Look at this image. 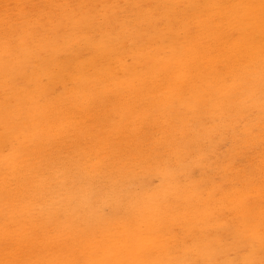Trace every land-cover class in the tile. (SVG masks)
I'll list each match as a JSON object with an SVG mask.
<instances>
[{"label":"rangeland","instance_id":"1","mask_svg":"<svg viewBox=\"0 0 264 264\" xmlns=\"http://www.w3.org/2000/svg\"><path fill=\"white\" fill-rule=\"evenodd\" d=\"M18 1L20 2L19 4ZM22 1L24 0L0 1V25L4 28L0 27V35L2 34L0 40L3 39L0 41V50L5 49L9 54L6 53V55L11 57L12 54H14V51L18 50L19 46L20 48L25 49L21 39L26 37L28 33L36 31L30 36L33 38L34 35L41 30L42 20L46 21L47 15H50V13L54 14V12L61 10L62 13L61 11L55 13L61 16V21L63 20L62 18H64V20L68 18L73 20L75 18L71 16L78 14L76 16L77 19L79 17L80 19L85 18L84 20H86L87 23L89 22L88 24L93 28L98 27L93 24L99 17L97 19V24H106L105 26H108V28L113 31L108 33L110 30L104 27V29H100V31L102 32V30L104 31L106 29L104 31L106 34L101 33V35L104 34L101 36L99 32L97 36L96 33L99 29L90 30V32H92L90 34H92V36L94 34L93 37H95V40L92 41L91 44L86 45V42L84 41L86 38L83 37V40H79L80 42L76 40L78 43L75 40L70 39L69 42L75 41V43L73 44L70 42L68 45L69 47L73 44L74 46L72 45V49H74L77 45L78 47H76V49L80 52L82 51L81 49L85 48V50L87 49L85 53L89 52L88 54L91 55L90 53H92V49L99 45V42L102 43L104 40L106 42L109 41L107 42L108 44L105 43V41L103 44H105L106 47L110 44L107 48L111 47L113 52L110 48L108 49V53H105H112L110 56H113V58L116 57V60H112L113 63L112 61L105 62L102 69L104 71L101 70L99 73L97 71L99 76L103 75L100 79L95 74L94 80L93 77L89 79L83 77V81H86L85 83L81 80L82 78L77 79V82L79 80L78 84H76V80L64 82L62 79L58 78L59 75L56 74L54 67H49L44 73H41L43 69H39L35 81L32 83L28 82L25 89L28 88L30 93L23 89V91L21 90L23 94L20 91L22 95H20V93L15 95L11 93L13 95H8L6 97L5 93L0 91V95L4 96H2V99L5 97L8 99V104L10 103L12 96L22 99L20 100L18 98L19 100H14V97H12L13 100L11 99V101L15 102L12 105L16 106L12 107V105L9 104V107L5 108V111L0 106L1 111H4H2L4 116H1L2 113H0V128H7L5 131L4 128L3 130L0 129V137L2 138H0V257H2V255L4 257L0 259L2 261L0 264H97L96 262L98 261H100V264H133L134 262H136L134 264H176L179 261V264H183L182 261H184V264H264V49H259L260 44L257 42L258 37L260 39L262 38V41H264V30L257 29L258 24H253L254 19L246 18L243 23H238L237 18L221 12H219L221 16L215 15L213 19L210 14L212 10L208 9L210 6V0H203L200 3L197 2L198 0H195V3H197L200 8L196 6L194 9H192V5L195 4L193 2L194 0H182L183 2L181 0H173L175 3L170 2L171 0H168L167 2L152 0L153 3L151 0H145L146 2L143 0L144 3L135 0L136 4L134 0H117L119 1L117 2L118 4L106 0L107 2H110V4L113 3L114 6H116L115 9H112L111 5H109V3L106 4V1L103 2V0H98L97 2L96 0H87L90 2L88 5H84V3L86 4V1L82 2L79 6L76 3L77 0H68L69 3H67V1V4L63 3L64 5L62 6V3H59L58 0H28L29 2L25 0V3ZM98 2L102 4L98 6ZM124 2L125 4H122ZM137 2L140 6L141 3L143 4L140 8L141 10L138 8L140 6ZM155 2L158 3L156 7L153 5ZM91 3L92 5H95L96 8L91 6ZM168 3L170 7L169 5H165ZM180 3L182 5H180ZM23 4L29 5L22 6ZM132 4H135L136 7ZM145 4H150L149 6L152 7L153 10L156 8L157 11H159L160 8L161 10L163 8V12L165 14L167 12L169 15H163L164 18L161 16L164 20L169 19V17L172 19L174 16V19H176L164 21L161 20L160 16L156 15L157 18L152 19L156 11L153 13L151 11L152 9H149L150 7L147 8V5ZM161 4H164V7L168 6L170 11L174 12V10H176L177 12H174V16H171L172 12L169 13L170 11L167 9L168 7L165 8V12L164 7ZM202 4L204 7H202ZM106 5L108 6L106 7ZM131 5L132 7H129ZM144 5L145 7H143ZM28 6L30 10L34 9L33 11L31 10L33 13H29L28 11L26 13H32L31 17L30 15H26L24 12L25 10H23V7L24 9L27 7L26 9H28ZM31 6L34 8H30ZM74 6H76V8H74ZM80 6H82V8L85 7L84 10H81L82 8ZM120 6H124V8L127 7L130 10L126 9L124 11V8ZM59 7L60 9H58ZM90 7H92V9L94 8L92 10L94 13L91 11ZM133 7L139 15H136L134 10H132V12L134 11L135 14L131 12V9H134ZM172 7H177V9H173ZM55 8L58 10L56 11ZM73 8L75 10H71ZM142 8H146L144 10H147V12L143 11ZM43 10L45 11L43 12ZM96 10L101 12L99 13ZM105 10L107 13H105ZM188 10L193 13L190 11L188 12ZM19 11L26 15V17L22 14L19 16ZM48 11L51 12L49 13ZM128 12H131L132 14L130 13L131 15H129ZM144 12L145 14L149 12L147 14L149 15L147 17V24L142 20L147 16L143 15ZM159 12L163 13L162 11ZM159 12L158 14L156 12V14H161ZM182 12H184V14ZM196 12L199 14L196 16L198 19H195L194 17ZM89 13H91V16ZM101 14L104 15L102 16ZM176 14L179 16L182 15L183 17L180 16L178 18V15L176 16ZM185 14H189L188 19L185 17ZM11 15H13V17H10ZM93 15L96 16V18ZM134 15L139 17L135 18ZM191 15L193 16L191 17ZM259 15L262 17V20H264V12L259 13ZM22 16L28 20V23H26L24 20L25 18L23 19ZM87 16L89 18H87ZM108 16L111 17L108 18ZM19 17L22 19H19ZM15 18L18 20H13ZM41 18L43 19L39 20ZM92 18L95 20L92 21ZM139 18L143 23L145 22L144 25L140 23L141 21ZM149 18L152 21L149 22ZM159 18L160 20H158ZM117 19L122 21L119 22ZM136 19L138 21H136ZM182 19L184 21L189 20L188 22L190 23L187 25H191L184 27L185 24L182 25ZM213 20L217 21L214 22ZM256 20L257 19L255 18V21ZM170 21L173 23V27ZM174 21L181 23L179 25L176 22L174 23ZM194 21L199 31L195 25L192 26ZM213 22L215 23V26ZM45 23L46 22L43 24ZM151 23L153 31L157 28V31H154L153 33L151 30L152 28L149 25ZM113 25L119 27L121 25V28L117 27V31L116 27ZM158 25L164 26L159 27ZM200 25L204 26V28ZM141 26L144 30L147 29V32H141L140 29L142 28H138ZM113 27L114 29H112ZM161 27H166L167 29L161 33ZM192 27H194V29ZM148 28L150 29L148 30ZM163 28H161V30H163ZM124 29H126V31ZM253 29L255 32H253ZM131 30L133 32H130ZM171 30H175V32ZM138 31L140 32L141 39L139 36H136L137 38L135 37V34H138ZM182 31L184 32L182 33ZM191 31L193 33H189ZM21 32L23 33V37ZM61 32L62 31L60 30L59 34H61ZM85 32L86 31L83 30L80 35L82 36ZM168 32L171 37H176L171 38L168 34V36L165 35ZM144 33L147 34L145 35ZM156 33L159 34L155 35ZM86 34H89V31ZM116 34V39H114ZM118 34L123 35L119 37ZM11 35H13L12 37L14 38L11 37V39H8ZM106 35L108 36L107 38ZM153 35H155L156 38ZM187 35L194 36L195 38H191L190 36V38H187ZM133 36L136 39H134L136 41L134 42H139L140 45L137 43L136 46L128 41L131 38L133 39ZM142 36L147 37V40L152 38L150 39V43L156 44H150L145 40L146 38L143 37V39ZM157 37L160 39L158 40L159 49ZM168 37H170V41ZM15 38L20 40L16 41ZM108 38L109 40H106ZM118 38L120 39L118 40ZM124 38H126V40ZM191 39L194 41L192 43H195V49L194 47H191L193 46V44L191 45L190 43ZM124 40L127 41L125 42L127 43L126 45H130V47L131 45H134V47L132 46L130 48V50L133 51L132 53L129 51V54L122 52L121 48ZM117 41H119L118 44ZM9 42L12 44H9ZM38 42L39 40L37 41V45L39 44ZM170 42L172 43L170 44ZM206 42L208 45L205 46ZM160 43H162V46ZM223 43H225V45H223ZM84 44L86 47H84ZM144 45H148L147 49L149 47L150 49L146 51V46L144 47ZM181 45L182 47H179ZM120 46L121 48L119 49ZM140 46H143L145 50H142ZM183 46L185 47L183 48ZM218 47H221V50H219L220 48ZM88 48L90 49L88 50ZM160 48H163V50H161L163 53H161ZM149 50L151 51L149 52ZM177 50L179 52H175ZM164 51L167 53H164ZM151 52L154 53L152 54ZM105 53L103 55H106ZM122 53L125 55L122 56ZM147 54H149V57ZM161 54L167 55L163 57L164 55L162 56ZM157 55L160 61L157 59ZM177 55H179V58ZM110 56L106 58H110ZM238 56L241 58H238ZM119 57H121V60L117 62V58L119 60ZM127 57H129V60L126 59ZM122 58L126 60L121 62L123 60ZM152 58L153 60L151 61ZM174 58H176V60H174ZM108 63L112 66L114 73L113 71H110L112 69L109 68L111 66ZM117 63L119 64L117 65ZM121 63L124 66H120ZM127 63L130 64L127 65ZM116 65L117 68L121 70H116L114 67ZM155 70L157 71L155 72ZM190 70L193 71L190 73ZM126 72L127 75H124ZM39 73L41 75H39ZM43 74L45 77L41 78ZM47 74H50V76ZM112 75H114V81H110V76L112 77ZM127 78H129V80ZM37 79L39 80L37 81ZM42 79H44V81H42ZM56 80L57 82L60 80L59 82H62L65 85L64 88L63 85H61L62 83H59L62 88L56 90L57 86L60 87L59 84L55 83ZM95 80L96 82H94ZM88 81H90L89 85L91 87L87 86ZM153 81L155 83H153ZM163 81H165V84ZM172 81L173 83H171ZM71 82L75 84L73 85ZM44 83L49 84L46 86ZM104 83H106L107 86ZM116 83L120 84L118 85ZM19 84L25 86L24 82H19ZM38 84H40V88H38ZM54 84H57V86H54ZM97 84L100 86H97ZM115 84L116 86L118 85V87H116ZM41 85L46 89L43 90ZM123 85L126 86V89ZM133 85L135 86L133 87ZM173 86L174 88H172ZM33 87L34 89H32ZM104 87L107 88L105 89ZM127 89H129L130 92H128ZM31 90L33 91L31 92ZM122 90L126 94H123L124 92ZM138 90L141 91L139 92ZM155 90L158 91L155 92ZM159 90L161 91L159 92ZM34 91L36 93H34ZM53 91L54 94L52 95ZM97 91L100 92L97 93ZM135 91L140 94L135 93ZM117 92L121 93L118 95ZM32 93L33 95L35 94V96H38L34 97ZM114 93L117 96L113 95ZM98 94L99 98L95 97L98 96ZM122 94L123 98L120 96ZM24 95H27V97L29 96L28 100H30V103ZM30 95L34 98L32 96L30 97ZM133 96H135V98H133ZM89 97L93 100H87L88 102H86L87 98L90 99ZM101 97H104L105 99L103 98V100H101ZM127 97H129V100ZM97 100H99L100 103ZM93 101L94 103L97 101L98 104L96 103L97 105H94L92 103ZM125 101L127 104H125ZM148 101L149 103H147ZM37 104L40 105V107H38ZM54 105L57 107L55 106L54 108ZM129 105L131 108H129ZM234 105L236 108L233 107ZM42 106H44V108ZM74 106L77 107L74 108ZM156 106L162 107H158L157 110ZM181 106L184 108H181ZM79 107L80 109H78ZM185 107H187V109ZM214 108L217 109L214 110ZM6 109L9 110L7 111ZM13 109L15 110L13 111ZM51 109L53 111H50ZM188 109L191 110L188 111ZM173 111L176 114H174ZM12 112L15 115L12 114ZM5 113L8 116H6ZM19 113H22V118L25 117L28 121L26 122L25 118L24 121L21 120V118L18 117L20 116ZM56 113L58 114L56 115ZM66 114L67 116H64ZM193 114L194 116H192ZM158 115H161L160 118ZM189 115L191 116L189 117ZM40 116L43 117L41 118ZM93 116H95V119ZM30 117L32 121H34L33 125H35V127L29 125L30 123L32 124ZM90 117H93L94 120L90 119ZM36 121L39 122V124ZM52 121L53 123H51V125H54L53 127H55V129L49 126V123ZM156 122L159 123L157 124ZM258 123L259 126L257 125ZM5 124L7 126H5ZM11 125H13V130L15 131H11ZM47 127H50V129ZM33 128L35 129L33 131L36 133L32 132ZM48 130L52 131L49 132ZM3 131L4 134L2 133ZM7 131L11 133L13 132L12 135ZM38 132L39 135L37 134ZM28 137H30L29 140ZM232 139H234L235 142ZM205 140L207 141L205 142ZM34 141L37 143L35 145L38 146L36 148L35 145L32 144ZM229 142H231V144ZM239 142L240 144H238ZM251 142L252 144H250ZM253 144L255 148L253 147ZM258 144L261 145L259 146ZM252 147L254 149H252ZM32 150H34V152ZM14 153H16L17 156ZM232 153L236 155L234 156ZM208 156L209 158H207ZM230 157L232 159H230ZM249 160L251 164L249 163ZM221 162H224L225 165ZM247 165L248 167L250 165L252 166H250L251 168H248ZM230 166H232V168ZM212 172H214V176H212ZM234 172L235 174H233ZM172 173L174 174L172 175ZM217 177L220 178L217 180ZM4 178H6V180ZM165 179L168 180L167 183ZM17 180L19 181L18 184L20 183L21 185L17 184ZM163 181L165 182L163 183ZM229 181L231 183L230 185L227 184ZM224 184L225 186L223 187ZM165 189L166 191H164ZM163 196L164 198H162ZM182 197H185V200ZM135 198L137 199L135 200ZM175 199L177 201H175ZM204 199L207 202L204 201ZM71 204L73 207H70ZM170 205H173V207ZM69 207L70 210L71 208L76 209L67 212ZM134 207L135 210L133 209ZM144 209H148L149 212L146 210V212L143 211ZM152 211H154V213ZM71 212L72 214H69ZM151 212L154 215H150ZM227 214H230L231 216H228ZM126 215L128 217H126ZM176 215H179L177 216L178 219ZM129 218H131L132 221ZM166 218L168 219L166 220ZM180 219H183L184 222ZM169 220H172L171 223ZM220 223L221 225H219ZM172 224L173 227L170 228ZM216 224L219 226L217 225V227ZM189 229L190 231L192 229V231L189 232ZM260 229L261 231H259ZM195 230H197V233H195L198 234H195L196 237L193 235ZM211 230L213 232H211ZM85 232L86 234H84ZM152 232L155 233L152 234ZM99 234L104 238H102V240H104L103 242L101 237H99ZM130 234H133V236ZM88 235L90 236L88 237ZM172 236L173 238H171ZM193 237H195L194 240L192 239ZM205 238L207 240H205ZM91 239H97V241H91ZM132 239L136 240V243H134L135 241ZM168 239L171 240L169 241ZM71 240H73V243ZM99 240H101V244L103 243L102 245H104L107 240L105 246L108 245L107 247L109 248H106L105 246L99 247ZM173 241L174 243H172ZM248 242L249 244H247ZM70 243L71 246H68ZM175 243L176 245H174ZM187 243L188 245L186 246ZM104 247L108 252H105L107 250L103 249ZM175 247H177V251L174 250ZM153 252L156 253L154 254ZM179 252L181 255H185L186 253V258L185 256H181ZM77 254H79V256ZM103 254H105V257H103ZM126 254L128 257H126ZM135 254L136 256H134ZM168 254H171L170 258L168 257ZM150 256H152V258ZM67 257L70 258L68 259ZM77 258L79 260H77ZM147 259H149V261H147ZM152 259L155 260V262H153ZM7 260H11L12 262L16 260V262L12 263L9 261V263H6ZM89 260H93V262ZM109 260L112 261L110 262Z\"/></svg>","mask_w":264,"mask_h":264},{"label":"bare ground","instance_id":"2","mask_svg":"<svg viewBox=\"0 0 264 264\" xmlns=\"http://www.w3.org/2000/svg\"><path fill=\"white\" fill-rule=\"evenodd\" d=\"M1 1V0H0ZM6 1H8V0H6ZM32 1V0H31ZM59 1V3H62L61 4V6L62 5H64L63 3H65V4H67V3H69V1L68 0H58ZM68 1V2H67ZM72 1H75V0H72ZM87 0H77L76 1V3H77V5L79 6L80 4H82V2H86ZM89 1H91V0H89ZM89 1H87L86 2V4L84 3V5H88L90 2ZM92 1H94V0H92ZM98 0H96V2H97ZM106 0H103V2H105ZM121 1H123V0H121ZM128 1V0H127ZM137 1H141L142 3H144V2H146L145 0H144V2H143V0H137ZM152 1V0H151ZM150 1V2H151ZM158 1H168V0H158ZM182 1V0H181ZM192 1V0H191ZM201 1H203V0H198L197 2L198 3H200ZM15 2V1H14ZM23 3H25V0L24 1H22ZM27 2H29L28 0H27ZM67 2V3H66ZM71 2V1H70ZM102 2V1H101ZM110 2H114V3H117V2H119V1H117V0H110ZM110 2H105L106 4H108L109 3V5H111V7H112V9L114 8H116V6H114V4L112 3V4H110ZM126 2V1H125ZM125 2L124 3H122V4H125ZM134 2H135V4H136V1L134 0ZM140 2V3H141ZM170 2H174L175 3V1H173V0H171ZM183 2V1H182ZM194 3H195V0L193 1ZM207 2V1H206ZM20 2L18 1V4H19ZM47 3V2H46ZM45 3V4H46ZM57 3V2H56ZM121 3V2H120ZM129 3V2H128ZM138 3V2H137ZM141 3V6L143 5ZM152 3H153V1H152ZM152 3H151V5H152ZM156 3V2H155ZM153 4L155 7H156V5H158V3H156V4ZM10 4V3H9ZM8 4V5H9ZM30 4V3H29ZM29 4H25V5H29ZM100 4H102V3H99L98 2V6L100 5ZM118 4V3H117ZM127 4V3H126ZM135 4H132L133 6L135 5ZM186 4V3H185ZM24 4L22 5V6H25ZM44 5V4H43ZM43 5H42V7H43ZM91 6H94L95 8H96V6L95 5H92V3L90 4ZM132 5L131 6H129V7H132ZM138 5H139V3H138ZM145 5H147V4H145ZM145 5L143 6V7H145ZM150 5V4H149ZM149 5H147L146 7L147 8H149L150 6ZM153 5H152V7H153ZM160 5V4H159ZM161 5H163V7H164V4H161ZM165 5H169V3L168 4H165ZM180 5H182L181 3H180ZM187 5V4H186ZM199 5H201V4H199ZM209 7H208V9L209 10H212L211 12H210V14L212 15L211 16V18H213L215 15H220L219 14V12H221V13H227V14H229L231 17H235V18H237V20H238V23H243L245 20H246V18L248 19V18H250V19H254L253 21V24H258L257 25V29H263L264 30V20H262V17L259 15V13H261V12H264V0H210L209 1ZM6 6H7V4H6ZM5 6V7H6ZM34 6V5H33ZM51 6H53V5H51ZM56 6V5H55ZM67 6V5H66ZM72 6V5H71ZM97 6V7H98ZM108 5H106V7H107ZM140 6V5H139ZM141 6L140 7H138L139 9L141 8ZM199 7L200 8V6H198V4L197 3H195V4H193L192 5V9H194L195 7ZM11 7V6H10ZM50 7V6H49ZM65 7V6H64ZM81 8H82V6H80ZM120 7H122V6H120ZM135 7H136V5H135ZM152 7H150L149 9H152ZM160 7H162V6H160ZM166 7H168V6H166ZM166 7H164V11H165V8ZM169 7H170V5H169ZM169 7L167 8L168 10H169ZM181 7V6H180ZM188 7V6H187ZM202 7H204L203 6V4H202ZM27 8V7H26ZM24 9V7H23V10H25L24 12H25V14L27 13V11L30 13V12H32L30 9H29V6H28V9ZM30 8H34V7H30ZM35 8H36V6H35ZM74 8H76V6H74ZM71 9V10H75V9ZM80 8V9H81ZM85 8V7H84ZM84 8H82L81 10H84ZM91 8V11L94 9H92V7H90ZM122 8H124V6L122 7ZM134 8V7H133ZM138 8H137V10H138ZM158 8V7H157ZM173 8V7H172ZM175 9H177V7H174ZM173 8V9H174ZM179 8V7H178ZM206 8V7H205ZM16 9V8H15ZM49 9V8H48ZM58 9H60V7L58 8ZM57 9V10H58ZM87 9V8H86ZM104 9V8H103ZM108 9H109V7H108ZM111 9V8H110ZM126 9H128L127 7L126 8H124V11L126 10ZM144 9H146V8H144ZM143 8H142V10L143 11H146L147 12V10H144ZM149 9H148V11H149ZM3 10V9H2ZM11 10H13V9H11ZM22 10V9H21ZM50 10H54V9H50ZM55 10H56V8H55ZM56 10V11H57ZM70 10V11H71ZM90 10V9H89ZM106 10H107V8H106ZM106 10H105V13H107L108 12V10H107V12H106ZM128 10H130V9H128ZM132 10H134L135 11V13H136V15L138 14V12L136 11V9L134 8V9H131V12H132ZM141 10V9H140ZM206 10V9H205ZM4 11V10H3ZM45 10H43V12H44ZM58 11H61V10H58ZM57 11V12H58ZM88 11V10H87ZM90 11V12H91ZM96 11H98V10H96ZM113 11V10H112ZM117 11V10H116ZM134 11L132 12L133 14H135L134 13ZM142 11V12H143ZM153 13L156 11L157 12V14H158V12L159 11H162L163 12V8H162V10H161V8L159 9V11H157V9L156 8H154V10L152 9L151 10ZM170 11V10H169ZM190 10H188V12H189ZM195 11H197V10H195ZM202 11V10H201ZM2 12V11H1ZM20 12V11H19ZM37 12V11H36ZM42 12V11H41ZM46 12H47V10H46ZM45 12V13H46ZM49 12V11H48ZM51 12V11H50ZM49 12V13H50ZM53 12V11H52ZM57 12H54V14L53 13H50V15H47L46 16V21L45 20H42L43 18H41V19H39V20H42L43 22L41 23V25H42V28H41V30H39L38 28H39V26H41V25H39L38 26V28H36L37 30H39V32L38 33H36L35 35H34V37L33 38H31L30 36H32L33 35V33H35V32H30V33H28V35L26 36V37H24L23 39H21V42H23V44H24V46H25V49H23V48H20V46H19V48H18V50H16V51H14V54H12V56L10 57V56H8L9 54L7 53V51H5V49L4 50H0V91L2 92V93H5V95H6V97L8 96V95H15V94H19L20 93V95H22L23 94V89H25V87L28 85V82H34L35 81V78H36V76H37V73H38V71H39V69L40 70H42L43 69V71H41V73H44V72H46L48 69H49V67H54V69H55V71H56V74H58L59 75V79H62V81H64V82H70L71 80H76V82H77V79H81L82 81L84 80L83 79V77L84 78H86V79H89V78H91V77H93V80H94V76H95V74L99 77V79H100V77H103V75L102 76H99V72L103 69V66H104V63L105 62H107V61H112V60H116V57L115 58H113V56H110L112 53H110V54H106L105 52H107L108 53V49H110V48H107L108 46H110V44L109 45H107V47H106V45L105 44H103V42L105 41H103L102 43L101 42H99L98 44L99 45H97V46H95L92 50V53H90L91 55H89L88 53L89 52H87V53H85L86 52V50H85V48L84 49H81L82 51L80 52L78 49H76V47H78L77 45H76V47L74 48V49H72V45L75 43V41L76 40H83L82 38L83 37H85L86 39L84 40L85 42H86V45L87 44H91V42L92 41H94L95 40V37H93L94 36V34H93V36H92V34H90V33H92V32H90V30H93V29H99L98 31H97V36H98V33L100 32V35H101V33H105L104 31L108 28V26H105L106 24H104V25H100V24H97V19L99 18H97L96 20L95 19H93L92 18V21H94L95 20V23L93 24V23H91V24H93L94 26L95 25H97L98 27H91V25H89L88 23H87V21L86 20H84L83 18V20L82 19H80V17L77 19V15L78 14H76L75 16H71V17H73V18H75V19H73V20H70L69 18L68 19H65L64 20V18H62L63 20L61 21V16L60 15H57V14H55V13H57ZM93 12V11H92ZM99 12V11H98ZM101 12V11H100ZM99 12V13H100ZM130 12V13H131ZM140 12V11H139ZM156 12H155V14L153 15V18L152 19H154V18H157L156 16H162L163 18H164V16L163 15H166L167 14V16H169L168 15V13L166 12V14L163 12V13H161V12H159V13H161V14H159V15H157L156 14ZM173 14H172V13ZM174 12L176 13L177 11L176 10H174ZM174 12L173 11H170L169 13H171V16L173 15L174 16ZM191 13H193L192 11H190ZM203 12H204V10H203ZM26 14V15H30V17L32 16V13L31 14ZM45 13H43V14H45ZM61 13H62V11H61ZM68 13V12H67ZM76 13V12H75ZM83 13V12H82ZM81 13V14H82ZM94 13V12H93ZM126 13V12H125ZM129 13V12H128ZM129 13V15H131ZM149 13V12H148ZM147 13V14H148ZM151 13V12H150ZM183 14H184V12H182ZM190 13V14H191ZM206 13V12H205ZM209 13V12H208ZM3 14V13H2ZM8 14H11V13H8ZM8 14H6V15H8ZM21 14L23 15V16H25L26 17V15H24L23 13H21L20 12V14H19V16H21ZM47 14V13H46ZM51 14H53V15H51ZM91 13H89V15H90ZM119 14V13H118ZM147 14H145V12L143 13V15L145 16V15H147ZM197 12L194 14L195 16V19H198V18H196V16H198L199 14H197ZM207 14V13H206ZM42 15V14H41ZM54 15H56V16H54ZM96 15V14H95ZM98 15V14H97ZM102 16L104 15V14H101ZM127 15V14H126ZM136 15H134V17L135 18H138ZM139 15V14H138ZM142 15V16H143ZM156 15V16H155ZM178 14H176V16H177ZM186 16V18L188 19V15L187 14H185ZM202 15V14H201ZM201 15H200V17H201ZM17 16H18V12H17ZM23 16H22V18H23ZM80 16V15H79ZM91 16V15H90ZM94 16V15H93ZM122 16V15H121ZM141 16V17H142ZM143 16V17H144ZM149 15H147L145 18H143L142 20H144L145 22H146V24L148 23V19H147V17H148ZM151 16V15H150ZM155 16V17H154ZM180 16H182V15H180ZM179 15L177 16L178 18L180 17ZM193 15H191V17H192ZM221 16V15H220ZM10 17H13V15H11ZM24 17V18H25ZM29 17V18H30ZM33 17H34V15H33ZM40 17V16H39ZM38 17V18H39ZM41 17H43V16H41ZM95 18H96V16H94ZM109 17H111V16H108V18ZM123 17V16H122ZM152 17V16H151ZM150 17V18H151ZM161 17V20H164L163 18ZM175 17V16H174ZM174 17H172V19H170L171 17H169V19L170 20H173L174 19ZM183 17V16H182ZM184 17V18H185ZM5 18V17H4ZM21 17H19V19H22ZM23 18V19H24ZM28 18V19H29ZM35 18V17H34ZM45 18V17H44ZM87 18H89L88 16H87ZM113 18V17H112ZM117 18V17H116ZM121 18V17H120ZM149 18V19H150ZM178 18H177V20H178ZM183 18V19H184ZM186 18H185V20H186ZM202 18H204V17H202ZM206 18V17H205ZM217 18V17H216ZM220 18V17H219ZM255 18L257 19L256 21H255ZM7 19V18H6ZM9 19V18H8ZM37 19V18H36ZM107 19V18H106ZM118 19H119V17H118ZM117 19V20H118ZM169 19H166L167 21H169ZM176 19V18H175ZM174 19V20H175ZM182 19V25L183 24H185V26L184 27H188L189 25H191V24H189V25H187L188 23H190V22H188V21H184ZM192 19V18H191ZM195 19H193V20H195ZM214 19V18H213ZM11 20V19H10ZM13 20H18V19H13ZM25 21H26V23H28L27 21V19L25 18L24 19ZM33 20V19H32ZM31 20V21H32ZM38 20V21H39ZM113 20V19H112ZM116 20V21H117ZM139 20H140V18H139ZM142 20H140L141 22V24H143L144 25V23L142 22ZM157 20V19H156ZM158 20H160V18L158 19ZM166 20H164V21H166ZM181 20V19H180ZM210 20V19H209ZM21 21V20H20ZM23 21V20H22ZM104 21V20H103ZM115 21V20H114ZM113 21V22H114ZM119 21V20H118ZM122 20H120L119 22H121ZM136 21H138L137 19H136ZM150 21H152L151 19L149 20V22ZM191 21V20H190ZM214 22L215 21H217V20H213ZM5 22V21H4ZM7 22V21H6ZM44 22H46L45 24H43ZM107 22V21H106ZM132 22H134V21H132ZM131 22V23H132ZM171 22V21H170ZM176 21H174V23H175ZM187 22V23H186ZM213 22V24H214V26H215V23ZM21 23V22H20ZM25 23V22H24ZM23 23V24H24ZM110 23H111V21H110ZM109 23V24H110ZM140 23H139V25H140ZM158 23V22H157ZM177 24H179L180 25V23L181 22H176ZM194 23V24H193ZM192 23V26H196L197 27V25H196V23H195V21ZM199 23V22H198ZM36 24V23H35ZM158 24H160V23H158ZM170 24V23H169ZM171 24H172V27H173V23L171 22ZM200 24V23H199ZM14 25V24H13ZM20 25V24H19ZM121 25H123V24H121ZM121 25H120V27L119 26H116V25H113L114 27H116V29H117V31H118V28H121ZM125 25V24H124ZM150 26L152 25V23L151 24H149ZM157 25V24H156ZM176 25V24H175ZM202 25V24H201ZM200 25V26H201ZM128 26V25H127ZM127 26H126V28H127ZM134 26V25H133ZM145 26H148V25H145ZM155 26V25H154ZM159 27L160 26H164V25H158ZM0 27H2V25H0ZM16 27V26H15ZM21 27V26H20ZM34 27V26H33ZM35 27H37V26H35ZM62 27V28H61ZM104 27L106 28L104 31L102 30V32L100 31V29H104ZM114 27L112 28V29H114ZM118 27V28H117ZM136 27V26H135ZM157 27V26H156ZM195 27V28H196ZM202 28H204V26H201ZM212 27V26H211ZM223 27V26H222ZM249 27V26H248ZM3 28V27H2ZM24 28V27H23ZM22 28V29H23ZM29 28V27H28ZM138 28H142V26L141 27H138ZM151 30H152V33L154 32V31H157L156 29L157 28H155V30L153 31V26H151ZM161 28H163V27H161ZM161 28H160V31H161V33H162V31H164L165 29H167L166 27H164L163 28V30H161ZM177 28V27H176ZM193 29H194V27H192ZM202 28H200V29H202ZM221 28V27H220ZM252 28V27H251ZM250 28V29H251ZM4 29V28H3ZM13 29H16V28H13ZM109 29V28H108ZM115 29V30H116ZM150 28H148V30H149ZM170 29H172V28H170ZM187 29V28H186ZM207 29V28H206ZM209 29V28H208ZM215 29V28H214ZM230 29V28H229ZM7 30V29H6ZM11 30V29H10ZM62 31L61 32V34H59V31ZM78 30V31H77ZM83 30H85L86 32L81 36L80 35V33L83 31ZM110 30V29H109ZM125 31H126V29H124ZM128 30H130V29H128ZM135 30H136V28H135ZM141 30V32H147V29H145L144 30V28H142V29H140ZM139 30V31H140ZM144 30V31H143ZM182 30V29H181ZM189 30V29H188ZM196 30V29H195ZM197 30L199 31V29H198V27H197ZM203 30H205V29H203ZM227 30V29H226ZM254 30V29H253ZM1 31V30H0ZM17 31H18V29H17ZM29 31V30H28ZM89 31V34H86L87 32ZM111 31L112 30H110V31H108V33H111ZM125 31H124V33H125ZM137 31V30H136ZM138 31V34L140 33ZM159 31V30H158ZM159 31V32H160ZM171 31H173V30H171ZM177 31H178V29H177ZM233 31V30H232ZM252 31V30H251ZM2 32H4V31H2ZM6 32V31H5ZM77 32V33H76ZM113 32V31H112ZM130 32H133L132 30L130 31ZM149 32V31H148ZM173 32H175V30L173 31ZM172 32V33H173ZM184 31H182V33H183ZM197 32V31H196ZM253 32H255V30L253 31ZM19 33V32H18ZM22 33V32H21ZM116 33V32H115ZM151 33V34H152ZM180 33H181V31H180ZM185 33L187 34V32L185 31ZM189 33H193L192 31L191 32H189ZM199 33V32H198ZM198 33H197V35H198ZM16 34V33H15ZM78 34V35H77ZM106 34V33H105ZM128 34H129V32H128ZM128 34H126V35H128ZM137 34V33H136ZM135 34V37L136 36H139V38L141 37V35L139 34H137L136 35ZM145 34V33H144ZM143 34V35H144ZM147 34V33H146ZM145 34V35H146ZM159 33H156L155 35H158ZM169 35V32L168 33H166L165 35ZM185 34V35H186ZM206 34V33H205ZM235 34V33H234ZM239 34V33H238ZM104 35V34H103ZM103 35H101V36H103ZM112 35V34H111ZM110 35V36H111ZM119 35V34H118ZM123 35V34H122ZM122 35H119V37L120 36H122ZM134 35V34H133ZM149 35V34H148ZM147 35V36H148ZM155 35H153V36H155ZM167 35V36H168ZM177 35V34H176ZM191 35H193V34H191ZM0 36H2V34L0 35ZM13 35H11V36H9L8 37V39H11V37H12ZM96 36V35H95ZM96 36V37H97ZM114 36V35H113ZM112 36V37H113ZM116 36H117V34L115 35V37H114V39H116ZM125 36V35H124ZM166 36V37H167ZM170 36V35H169ZM173 36V35H172ZM188 36V35H187ZM187 36H185V37H187ZM190 36V35H189ZM187 37V38H193L192 36H190V37ZM227 36V35H226ZM255 36V35H254ZM253 36V37H254ZM19 37V36H18ZM22 37H23V33H22ZM29 37V38H28ZM108 36L106 35V38H107ZM127 37V36H126ZM132 37V36H131ZM135 37L133 36V39L131 38L130 40H128V41H130V43L132 42V44H135L136 46H137V43H138V45H140L139 44V42H137V43H135L136 41V39H135ZM143 37H145V36H142V38ZM152 37V36H151ZM171 37V36H170ZM170 37H168L169 38V41H170ZM174 37H176V36H173V37H171V38H174ZM197 37V36H196ZM202 37V36H201ZM230 37V36H229ZM12 38H14V37H12ZM101 38H103V37H101ZM123 38V37H122ZM137 38V37H136ZM146 39L145 40H147V37H145ZM150 38V37H149ZM155 38H156V36H155ZM154 38V39H155ZM184 38V37H183ZM195 38V37H194ZM255 38V37H254ZM70 39H72V40H75V41H70V42H72L73 44L72 45H70V47L68 46L69 44H70V42H69V40ZM98 39V38H97ZM105 39V38H104ZM113 39V38H112ZM120 38H118V40H119ZM125 40H126V38H124ZM135 39V40H134ZM141 39V38H140ZM144 39V38H143ZM150 39H152V38H150ZM150 39H148L147 40V42H149L150 43ZM153 39V40H154ZM162 39V38H161ZM165 39V38H164ZM176 39V38H175ZM178 39V38H177ZM212 39V38H211ZM223 39V38H222ZM240 39V38H239ZM3 39H1L0 41H2ZM15 40L17 41V40H20V39H16L15 38ZM39 40V44L37 45V41ZM101 40V39H100ZM106 40H109V38L108 39H106ZM111 40V39H110ZM124 40V43L122 44V48H121V46L119 47V49L121 48L122 49V52L123 53H125V54H129V52H133V51H131L130 50V48L133 46L134 47V45H131V47H130V45H126L127 43H125V42H127V41H125ZM158 40H160V39H158V37H157V43H158ZM172 40V39H171ZM190 40V39H189ZM247 40V39H246ZM5 41V40H4ZM3 41V42H4ZM8 41H10V40H8ZM98 41V40H97ZM114 41V40H113ZM121 41V40H120ZM135 41V42H134ZM168 41V40H167ZM175 41V40H174ZM195 41H196V39H195ZM203 41V40H202ZM13 42H15V41H13ZM32 42V43H31ZM77 42V41H76ZM80 42V41H79ZM107 42H109V41H107ZM106 41H105V43H107ZM118 42L119 41H117V44H118ZM141 42H142V40H141ZM146 42V41H145ZM144 42V43H145ZM152 42H154V41H152ZM156 42V41H155ZM163 42H164V40H163ZM166 42V41H165ZM172 42H173V40H172ZM172 42H170V44L172 43ZM177 42V41H176ZM183 42V41H182ZM187 42V41H186ZM190 42V41H189ZM192 42H194V41H192V39H191V45L193 44V46H191V47H194L195 45V43H192ZM198 42V41H197ZM219 42H221V41H219ZM257 42L260 44V47H259V49H264V41H262V38L260 39L259 37L257 38ZM78 43V42H77ZM94 43V42H93ZM143 43V44H144ZM148 43V44H149ZM174 43V42H173ZM211 43V42H210ZM9 44H12L11 42H9ZM108 44V43H107ZM116 44V43H115ZM121 44V43H120ZM119 44V45H120ZM129 44V43H128ZM143 44H141V45H143ZM146 44V43H145ZM150 44H156V43H150ZM161 44V46H162V43H160ZM183 44V43H182ZM0 45H1V43H0ZM95 45V44H94ZM103 45H105V46H103ZM118 45V46H119ZM176 45V44H175ZM180 45V44H179ZM184 45H186V44H184ZM206 45H208V43L206 42V44H205V46ZM211 45V44H210ZM221 45V44H220ZM223 45H225V43H223ZM237 45V44H236ZM74 46V45H73ZM89 46V45H88ZM112 46V45H111ZM114 46V45H113ZM146 45H144V47H145ZM148 46V45H147ZM147 46H146V51L148 50V49H150V47L147 49ZM151 46V45H150ZM154 46V45H153ZM160 46V47H161ZM187 46V45H186ZM227 46V45H226ZM2 47V46H1ZM4 47V46H3ZM84 47H86L85 46V44H84ZM116 47V46H115ZM114 47V48H115ZM139 47V46H138ZM141 47V46H140ZM143 47V46H142ZM141 47V49L142 50H145L144 49V47L142 48ZM165 47V46H164ZM163 47V48H164ZM167 47H169V46H167ZM179 47H182V45L181 46H179ZM185 46H183V48H184ZM204 47V46H203ZM29 48H31V49H29ZM79 48H81V47H79ZM117 48V47H116ZM163 48H160V51L161 50H163ZM187 48V47H186ZM218 48H220L219 50H221V47H218ZM3 49V48H2ZM16 49H17V47H16ZM90 48H88V50H89ZM138 49V48H137ZM154 49V48H153ZM158 49H159V43H158ZM176 49V48H175ZM188 49V48H187ZM194 49H195V47H194ZM201 49V48H200ZM200 49H199V51H200ZM213 49H214V47H213ZM15 50V49H14ZM105 50H107V51H105ZM110 50H112V52H113V49L111 48ZM117 50V49H116ZM115 50V51H116ZM134 50V49H133ZM167 50V49H166ZM172 50V49H171ZM170 50V51H171ZM203 50V49H202ZM243 50V49H242ZM248 50V49H247ZM9 51V50H8ZM12 51H13V49H12ZM129 51V52H128ZM138 51V50H137ZM140 51V50H139ZM151 50H149V52H150ZM153 51V50H152ZM182 51V50H181ZM254 51V50H253ZM83 52V53H82ZM110 52V51H109ZM136 52V51H135ZM172 52V51H171ZM171 52H169V53H171ZM175 52H179L178 50L177 51H175ZM213 52V51H212ZM6 53L8 54V55H6ZM10 53V52H9ZM106 54V55H108V56H106V55H103V54ZM120 53V52H119ZM122 53V54H123ZM130 53V54H131ZM152 53V52H151ZM154 53V52H153ZM152 53V54H153ZM161 53H163L162 51H161ZM164 53H167V52H165L164 51ZM168 53V54H169ZM247 53V52H246ZM249 53V52H248ZM85 54V55H84ZM115 54V53H114ZM113 54V55H114ZM125 54H123L122 56H124ZM142 54V53H141ZM176 54V53H175ZM179 54V53H178ZM204 54V53H203ZM119 55V54H118ZM134 55V54H133ZM132 55V56H133ZM140 55V54H139ZM159 55V54H158ZM158 55H157V59H158ZM162 55V54H161ZM160 55V56H161ZM164 55V54H163ZM162 55V56H163ZM165 55H167V54H165ZM165 55L163 56V57H165ZM110 56V58H106V57H109ZM115 56V55H114ZM117 56V55H116ZM120 56V55H119ZM147 56L149 57V54H147ZM174 56H176V55H174ZM173 56V57H174ZM201 56H202V54H201ZM242 56V55H241ZM144 57V56H143ZM152 57V56H151ZM155 57V56H154ZM153 57V58H154ZM172 57V58H173ZM177 57L179 58V55H177ZM187 57V56H186ZM207 57V56H206ZM245 57V56H244ZM121 57H119V60H118V58H117V62H119L121 59H120ZM153 58L151 59V61L153 60ZM168 58V57H167ZM171 58V59H172ZM182 58V57H181ZM238 58H241V57H239L238 56ZM237 58V59H238ZM123 60L121 61V62H124L126 59L127 60H129V57H127L126 59H124V58H122ZM229 59V58H228ZM232 59H234V58H232ZM159 61H160V59H158ZM174 60H176V58H174ZM208 60V59H207ZM212 60V59H211ZM226 60V59H225ZM231 60V59H230ZM139 61V60H138ZM156 61V60H155ZM205 61V60H204ZM229 61V60H228ZM126 62H128V61H126ZM109 63H111V62H109ZM108 63V64H109ZM112 63H113V61H112ZM149 63V62H148ZM151 63V62H150ZM178 63V62H177ZM107 64V65H108ZM119 63H117V65H118ZM128 64H130V63H127V65ZM110 65V64H109ZM112 65H114V64H112ZM117 65L116 66H114L115 68H116V70H121V69H119V68H117ZM121 65H123L122 63L120 64V66ZM140 65V64H139ZM206 65V64H205ZM111 66V65H110ZM120 66H118V67H120ZM124 66V65H123ZM146 66V65H145ZM135 67H136V65H135ZM220 67V66H219ZM218 67V68H219ZM107 68V67H106ZM105 68V69H106ZM109 68H111L112 70H110L111 72L113 71V73H114V70H113V68H112V66L111 67H109ZM114 68V69H115ZM137 68V67H136ZM135 68V69H136ZM141 68V67H140ZM165 69V68H164ZM168 69V68H167ZM198 69V68H197ZM240 69V68H239ZM157 70H158V67H157ZM157 70H155V72L157 71ZM160 70V69H159ZM196 70V69H195ZM97 71H98V73H97ZM102 71H104V70H102ZM109 71V70H108ZM191 71H193V70H190L189 72L191 73ZM107 72V71H106ZM106 72H104V73H106ZM116 72V71H115ZM131 72V71H130ZM187 72V71H186ZM213 72V71H212ZM255 72V71H254ZM103 73V74H104ZM123 73V72H122ZM135 73V72H134ZM102 74V73H101ZM100 74V75H101ZM145 74V73H144ZM162 74V73H161ZM39 75H41L40 73H39ZM48 75V74H47ZM124 75H127V72H126V74H124ZM137 75V74H136ZM159 75H160V73H159ZM168 75V74H167ZM48 76H50V74L48 75ZM120 76V75H119ZM174 76V75H173ZM183 76V75H182ZM45 76H44V74L41 76V78H44ZM108 77V76H107ZM138 77V76H137ZM244 78V77H243ZM254 78V77H253ZM48 79V78H47ZM98 79V78H97ZM98 79V80H99ZM110 81H114L113 79H114V75H112V77L110 76ZM128 80H129V78H127ZM131 79V78H130ZM39 79H37V81H38ZM41 80V79H40ZM70 80V81H69ZM104 80H107V79H104ZM128 80H124V81H128ZM160 80V79H159ZM36 81V82H37ZM42 81H44V79H42ZM60 80H58V82H57V80L55 81V83H57V84H59L60 82H59ZM92 81V80H91ZM100 81V80H99ZM98 81V82H99ZM118 81V80H117ZM119 81H121V80H119ZM166 81V80H165ZM165 81H163V83L165 84ZM18 82V83H17ZM19 82H24V84H25V86H22V84L20 85L19 84ZM72 82H74V81H72ZM71 82V83H72ZM78 82H79V80H78ZM78 82L76 83V84H78ZM86 82V81H85ZM84 81H83V83H85ZM89 82L90 81H88V87H91L90 85H89ZM94 82H96V80L94 81ZM104 82V81H103ZM106 82V81H105ZM122 82V81H121ZM135 82V81H134ZM179 82H180V80H179ZM198 82V81H197ZM53 83V82H52ZM51 83V84H52ZM62 83V82H61ZM60 83V84H61ZM93 83V82H92ZM107 83V82H106ZM106 83H104V84H106ZM153 83H155L154 81H153ZM171 83H173V81L171 82ZM41 84V83H40ZM40 84H38L37 86H39ZM44 84H46V83H44ZM43 84V85H44ZM49 84V83H48ZM48 84H46V86H48ZM57 84L55 85L54 84V86H57ZM59 84V85H60ZM73 84V83H72ZM72 84H70V85H72ZM75 84V83H74ZM73 84V85H74ZM95 84V83H94ZM99 84V83H98ZM97 84V86H100V85H98ZM108 84V83H107ZM107 84H106V86H107ZM110 84V83H109ZM116 84H118V83H116ZM116 84H115V86H116ZM120 84V83H119ZM118 84V85H119ZM128 84V83H127ZM131 84V83H130ZM240 84V83H239ZM43 85H41V87L43 88V90H45L44 89V86ZM61 85H63V88H64V84L62 83ZM61 85H60V87H56V90L57 89H59V88H62L61 87ZM69 85V84H68ZM72 85V86H73ZM102 85V84H101ZM118 85L116 86V87H118ZM126 85V84H125ZM125 85H123V86H125ZM157 85V84H156ZM179 85V84H178ZM177 85V86H178ZM93 86V85H92ZM121 86V85H120ZM119 86V87H120ZM130 86V85H129ZM135 85H133V87H134ZM176 86V87H177ZM70 87V86H69ZM74 87V86H73ZM95 87V86H94ZM133 87H132V89H133ZM160 87H162V86H160ZM38 88H40V86L38 87ZM37 88V89H38ZM50 88V87H49ZM51 88H53V87H51ZM95 88H97V87H95ZM105 88V87H104ZM107 88V87H106ZM105 88V89H106ZM144 88V87H143ZM159 88V87H158ZM172 88H174V86L172 87ZM181 88H184V87H181ZM250 88V87H249ZM31 89V88H30ZM29 89V90H30ZM32 89H34V87L32 88ZM35 89H36V87H35ZM66 89V88H65ZM64 89V90H65ZM74 89V88H73ZM85 89V88H84ZM88 89V88H87ZM102 89V88H101ZM115 89H118V88H115ZM125 89H126V86H125ZM129 89H131V88H129ZM129 89H127L128 90V92H130L129 91ZM131 89V90H132ZM162 89V88H161ZM192 89V88H191ZM22 90V91H21ZM28 93H30V91H28V88H26L25 89ZM40 90V89H39ZM56 90H55V92H56ZM70 90V89H69ZM154 90V89H153ZM22 92V94H21V92ZM33 90H31V92H32ZM41 91V90H40ZM52 91V90H51ZM103 91V90H102ZM116 91V90H115ZM114 91V92H115ZM123 91V90H122ZM139 91V90H138ZM141 91V90H140ZM139 91V92H140ZM156 91H158V90H155V92ZM161 90H159V92H160ZM8 92V93H7ZM98 92H100V91H97V93ZM110 92V91H109ZM124 92V91H123ZM127 92V91H126ZM139 92H136L135 91V93H139ZM170 92V91H169ZM11 93H13V94H11ZM27 93V94H28ZM34 93H36L35 91H34ZM37 93L39 94V92L37 91ZM84 93V92H83ZM95 93V92H94ZM104 93H106V92H104ZM112 93H113V91H112ZM111 93V94H112ZM116 93V92H115ZM113 94V95H115V96H117L116 94ZM118 93V92H117ZM121 92H119L118 93V95L120 94ZM252 93V92H251ZM24 94H25V92H24ZM54 94V91H53V93H52V95ZM79 94H80V92H79ZM101 94V93H100ZM107 94V93H106ZM110 94V95H111ZM123 94H126L125 92L123 93ZM123 94L122 95H120V96H122V98H123ZM128 94V93H127ZM140 94V93H139ZM162 94V93H161ZM171 94V93H170ZM169 94V95H170ZM32 95H33V93H32ZM32 95H30V97L32 96ZM41 95V94H40ZM44 95V94H43ZM51 95V94H50ZM87 95V94H86ZM96 95V94H95ZM102 95V94H101ZM175 95V94H174ZM210 95V94H209ZM1 96V95H0ZM3 96V95H2ZM2 96L0 97L1 99V101H0V106L2 107V109L5 111V108H7V107H9V104H14L15 102L13 101H11V99H12V97H14V100H16V99H18L17 97L15 98V96H12L11 97V99H10V103L8 104V99H6V97L4 98V99H2ZM10 96H9V98H10ZM16 96H19V95H16ZM24 96H26L25 98L27 99V101L30 103V100H28L29 98V96L27 97V95H24ZM23 96V97H24ZM34 97H37V96H35V94L33 95ZM32 96V97H33ZM94 96V95H93ZM125 96V95H124ZM194 96V95H193ZM4 97V96H3ZM33 97V98H34ZM41 97V96H40ZM95 97H97V98H99V94H98V96H95ZM105 97V96H104ZM104 97H101L100 99L101 100H103V98ZM130 97V96H129ZM129 97H127V99L129 98ZM149 97V96H148ZM152 97V96H151ZM176 97V96H175ZM222 97V96H221ZM22 98V97H21ZM90 98V97H89ZM125 98V97H124ZM133 98H135V96H133ZM132 98V99H133ZM140 98V97H139ZM180 98V97H179ZM244 98H245V96H244ZM252 98V97H251ZM250 98V99H251ZM20 99V98H19ZM18 99V100H19ZM99 99V100H100ZM105 99V98H104ZM171 99V98H170ZM195 99H196V97H195ZM13 100V99H12ZM20 100H22V99H20ZM87 100H93L92 98H90V99H86V102H88ZM99 100H97V101H99ZM121 100H123V99H121ZM125 100H126V98H125ZM129 100V99H128ZM131 100V99H130ZM146 100V99H145ZM154 100V99H153ZM207 100V99H206ZM26 101V102H27ZM83 101V100H82ZM95 101V100H94ZM94 101L92 102L94 105L97 103V101L94 103ZM134 101H135V99H134ZM157 101H159V100H157ZM157 101H154V102H157ZM224 101H225V99H224ZM240 101V100H239ZM12 102V103H11ZM18 102V101H17ZM25 102V103H26ZM33 102V101H32ZM78 102V101H77ZM126 102V101H125ZM162 102H164V101H162ZM244 102V101H243ZM254 102V101H253ZM23 103H24V101H23ZM29 103H27V104H29ZM46 103V102H45ZM99 103H100V101H99ZM128 103H129V101H128ZM132 103V102H131ZM147 103H149V101L147 102ZM251 103V102H250ZM98 104V103H97ZM96 104V105H97ZM125 104H127V102L125 103ZM151 104V103H150ZM154 104V103H153ZM164 104V103H163ZM168 104H170V103H168ZM177 104V103H176ZM199 104V103H198ZM220 104H221V102H220ZM240 104V103H239ZM18 105V104H17ZM35 105V104H34ZM93 105V106H94ZM166 105V104H165ZM228 105V104H227ZM15 107L16 105H12V107ZM28 106V105H27ZM37 106L38 107H40V105H38L37 104ZM51 106V105H50ZM55 106L56 105H54L53 107L55 108ZM92 106V107H93ZM125 106V105H124ZM132 106V105H131ZM153 106V105H152ZM214 106H216V105H214ZM19 107V106H18ZM43 108H44V106H42ZM52 107V108H53ZM57 107V106H56ZM77 107V106H76ZM75 106H74V108H76ZM95 107V106H94ZM135 107V106H134ZM157 107V110H158V107H160V106H156ZM162 107V106H161ZM160 107V108H161ZM189 107V106H188ZM212 107V106H211ZM232 107V106H231ZM233 107H235V105L233 106ZM51 108V107H50ZM53 108V109H54ZM127 108V107H126ZM129 108H131L130 107V105H129ZM159 108V109H160ZM180 108V107H179ZM181 108H184V107H182L181 106ZM186 109H187V107H185ZM191 109H193L192 107H190ZM236 108V107H235ZM17 109H19V108H17ZM41 109V108H40ZM48 109H49V106H48ZM57 109V108H56ZM78 109H80V107L78 108ZM174 109V108H173ZM172 109V110H173ZM175 109H177V108H175ZM191 109H188V111L189 110H191ZM215 109H217V108H214V110ZM224 109H226V108H224ZM234 109V108H233ZM232 109V110H233ZM239 109H241V108H239ZM2 110V111H3ZM7 111L9 110V109H6ZM10 110H11V108H10ZM15 109H13V111H14ZM46 110H47V108H46ZM84 110V109H83ZM89 110V109H88ZM126 110H128V109H126ZM238 110V109H237ZM2 111H1V109H0V113H2ZM3 111V112H4ZM26 111V110H25ZM33 111V110H32ZM50 111H53L52 109L50 110ZM65 111V110H64ZM132 111V110H131ZM137 111V110H136ZM175 111V110H174ZM173 111V112H174ZM187 111V110H186ZM74 112H75V109H74ZM92 112V111H91ZM139 112V111H138ZM138 112H137V114H138ZM8 113V112H7ZM41 113H42V111H41ZM54 113H55V111H54ZM62 113H63V111H62ZM73 113V112H72ZM78 113V112H77ZM119 113V112H118ZM127 113V112H126ZM130 113V112H129ZM128 113V114H129ZM132 113V112H131ZM188 113V112H187ZM215 113V112H214ZM4 113H2V115L1 116H4L3 115ZM6 114V113H5ZM12 114H14L13 112H12ZM20 114V116H18V117H20L21 118V120H23L24 121V118H22L23 116H21L22 115V113H19ZM18 114V115H19ZM53 114V113H52ZM58 113H56V115H57ZM60 114V113H59ZM90 114V113H89ZM174 114H176L175 112H174ZM188 114H190V113H188ZM187 114V115H188ZM235 114H236V112H235ZM15 115V114H14ZM13 115V116H14ZM23 115H25V114H23ZM41 115V114H40ZM130 115V114H129ZM250 115H252V114H250ZM249 115V116H250ZM6 116H8L7 114H6ZM64 116H67V114L66 115H64ZM78 116V115H77ZM156 116V115H155ZM160 116L161 115H158V117L160 118ZM184 116V115H183ZM186 116V115H185ZM191 115H189V117H190ZM192 116H194V114L192 115ZM216 116H217V114H216ZM10 117V116H9ZM18 117H17V121H18ZM28 117V116H27ZM41 117V116H40ZM39 117V118H40ZM43 117V116H42ZM41 117V118H42ZM94 117V119H95V116H93ZM93 117H90V119H93ZM241 117V116H240ZM240 117H238V118H240ZM242 117H243V115H242ZM244 117H246V116H244ZM251 117V116H250ZM3 118V117H2ZM12 118V117H11ZM16 118V117H15ZM32 118H35V117H32ZM40 118V119H41ZM149 118H152V117H149ZM156 118V117H155ZM170 118V117H169ZM172 118H174V117H172ZM252 118V117H251ZM1 119V118H0ZM14 119V118H13ZM30 119H31V117H30ZM39 119V120H40ZM52 119H53V117H52ZM59 119V118H58ZM57 119V120H58ZM89 119V120H90ZM93 119V120H94ZM175 119V118H174ZM12 120V119H11ZM20 120V121H21ZM25 120H26V122L28 121V119H26L25 118ZM37 120V119H36ZM44 120V119H43ZM241 120H242V118H241ZM17 121H15V122H17ZM38 121V120H37ZM36 121V122H37ZM50 121H51V119H50ZM152 121V120H151ZM150 121V122H151ZM155 121V120H154ZM153 121V122H154ZM173 121V120H172ZM243 121V120H242ZM250 121V120H249ZM22 122V121H21ZM31 122H32V124L30 123L29 125H33L34 124V121H32V119H31ZM92 122V121H91ZM120 122V121H119ZM38 124H39V122H37ZM51 123H53V121L52 122H50L49 124V126H51L52 128H54L55 129V127H53L52 125H51ZM152 123V122H151ZM157 123V122H156ZM159 123V122H158ZM157 123V124H158ZM184 123V122H183ZM240 123V122H239ZM117 124V123H116ZM152 124H154V123H152ZM157 124H155V125H157ZM47 125V124H46ZM258 126H259V123L257 124ZM261 125V124H260ZM5 126H7L6 124H5ZM12 126V128H10L9 126V128L11 129V131H15V130H13L14 128H13V125H11ZM23 126H26V125H23ZM34 127H35V125H33ZM119 126V125H118ZM117 126V127H118ZM45 127V126H44ZM237 127V126H236ZM235 127V128H236ZM4 128V127H3ZM3 128H0L1 130H3ZM17 128V127H16ZM22 128H24V127H22ZM42 128V127H41ZM48 129H50V127H47ZM39 129V128H38ZM54 129H52V130H54ZM5 130H7V128L5 129L4 128V131ZM18 130H20V129H18ZM33 130H35L34 128L32 129V132H34V133H36L35 131H33ZM52 130H48L49 132L50 131H52ZM255 130V129H254ZM257 130V129H256ZM4 131L2 132L3 134H4ZM39 131H40V129H39ZM46 131V130H45ZM238 131V130H237ZM8 132V131H7ZM31 132V133H32ZM213 132V131H212ZM236 132V131H235ZM234 132V133H235ZM244 132V131H243ZM254 132V131H253ZM260 132V131H259ZM10 135H12V133L11 132H8ZM7 133V134H8ZM239 133H241V132H239ZM15 134V133H14ZM23 134V133H22ZM38 135H39V132L37 133ZM48 134V133H47ZM179 134V133H178ZM19 135H21V134H19ZM29 135V134H28ZM38 135H37V137H38ZM183 135V134H182ZM186 135V134H185ZM5 136V135H4ZM3 136V137H4ZM206 136V135H205ZM235 136H238V135H235ZM11 137V136H10ZM25 137V136H24ZM216 137V136H215ZM214 137V138H215ZM1 138V137H0ZM6 138H7V136H6ZM35 138H36V136H35ZM234 138V137H233ZM2 139V138H1ZM30 139V137H28V140ZM212 139V138H211ZM236 139V138H235ZM38 140H40V139H38ZM38 140H36V141H38ZM233 141H234V139H232ZM207 140H205V142H206ZM230 141V140H229ZM249 141V140H248ZM251 141V140H250ZM7 142V141H6ZM41 142H42V140H41ZM173 142H175V141H173ZM219 142V141H218ZM235 142V141H234ZM8 143V142H7ZM201 143V142H200ZM230 144H231V142H229ZM253 143H255V142H253ZM33 145H35V144H37V143H35V141H34V143H32ZM39 144V143H38ZM238 144H240V142L238 143ZM242 144V143H241ZM250 144H252V142L250 143ZM262 144V143H261ZM260 144V145H261ZM248 145V144H247ZM246 145V146H247ZM259 145V144H258ZM257 145V146H258ZM259 145V146H260ZM25 146H26V144H25ZM203 146H205V145H203ZM227 146V145H226ZM225 146V147H226ZM241 146V145H240ZM36 147H38V146H36L35 145V148ZM231 147V146H230ZM233 147V146H232ZM245 147V146H244ZM253 147L255 148V146H254V144H253ZM252 147V149H254ZM29 148V147H28ZM33 148V147H32ZM238 148V147H237ZM259 148V147H258ZM264 148V147H263ZM26 149V148H25ZM25 149H23V150H25ZM39 149V148H38ZM200 149V148H199ZM234 149V148H233ZM241 149H242V147H241ZM245 149H246V147H245ZM244 149V150H245ZM260 149V148H259ZM31 150V149H30ZM232 150V149H231ZM244 150H242V151H244ZM14 151H15V149H14ZM33 152H34V150H32ZM206 151V150H205ZM246 151V150H245ZM259 151V150H258ZM25 152V151H24ZM200 152V151H199ZM235 152V151H234ZM251 152H252V150H251ZM16 153H17V151H16ZM16 153H14V154H16ZM26 153H27V150H26ZM165 153H167V152H165ZM237 153V152H236ZM18 154V153H17ZM17 154H16V156H17ZM209 154V153H208ZM230 154V153H229ZM228 154V155H229ZM233 154V153H232ZM251 154V153H250ZM234 155V154H233ZM232 155V156H233ZM236 155V154H235ZM234 155V156H235ZM205 156H207V155H205ZM210 156V155H209ZM209 156L207 157V158H209ZM240 156V155H239ZM184 157V156H183ZM221 157V156H220ZM248 157V156H247ZM258 157V156H257ZM177 158V157H176ZM181 158V157H180ZM222 158V157H221ZM227 158H229V157H227ZM236 158V157H235ZM246 158V157H245ZM14 159V158H13ZM179 159V158H178ZM182 159V158H181ZM222 159H224V158H222ZM230 159H232L231 157H230ZM253 159V158H252ZM225 160H226V158H225ZM228 160V159H227ZM248 160V159H247ZM251 160V159H250ZM250 160H249V163H250ZM220 161V160H219ZM222 161V160H221ZM229 161V160H228ZM179 162V161H178ZM208 162V161H207ZM227 162V161H226ZM231 162V161H230ZM248 162V161H247ZM251 162H253V161H251ZM255 162V161H254ZM205 163V162H204ZM222 163V162H221ZM235 163V162H234ZM233 163V164H234ZM180 164V163H179ZM222 164H224L225 165V163L223 162ZM246 164V163H245ZM251 164V163H250ZM255 164H257V163H255ZM205 165H206V163H205ZM219 165H220V163H219ZM244 165V164H243ZM227 166V165H226ZM238 166V165H237ZM250 166H252V165H250ZM249 166V167H250ZM164 167V166H163ZM162 167V168H163ZM207 167V166H206ZM231 168H232V166H230ZM247 167H248V165H247ZM248 167V168H249ZM236 168V167H235ZM244 168V167H243ZM251 168V167H250ZM228 169V168H227ZM241 169V168H240ZM245 169V168H244ZM253 169V168H252ZM196 170V169H195ZM247 170H249V169H247ZM246 170V171H247ZM255 170V169H254ZM163 171V170H162ZM161 171V172H162ZM219 171V170H218ZM231 171V170H230ZM245 171V172H246ZM250 171V170H249ZM257 171V170H256ZM197 172V171H196ZM221 172V171H220ZM238 172V171H237ZM255 172V171H254ZM211 173V172H210ZM209 173V174H210ZM213 174H212V176H214V172H212ZM170 174H171V172H170ZM174 173H172V175H173ZM233 174H235V172L233 173ZM171 175V176H172ZM227 175V174H226ZM229 175V174H228ZM217 176V175H216ZM237 176V175H236ZM245 176V175H244ZM254 176V175H253ZM161 177L163 178V176L161 175ZM255 177V176H254ZM164 178H165V176H164ZM168 178V177H167ZM218 178H220V177H217V180H218ZM263 178H264V176H263ZM5 180H6V178H4ZM143 179V178H142ZM181 179V178H180ZM216 179V178H215ZM214 179V180H215ZM239 179H240V177H239ZM166 180V179H165ZM231 180H232V177H231ZM242 180V179H241ZM246 180V179H245ZM255 180V179H254ZM184 181H186V180H184ZM225 181V180H224ZM17 182V184H18V180L16 181ZM165 181H163V183H164ZM168 182V180H166V183ZM172 182V181H171ZM217 182V181H216ZM253 182V181H252ZM135 183V182H134ZM162 183V184H163ZM222 183V182H221ZM233 183H235V182H233ZM20 184V183H19ZM18 184V185H19ZM159 184H161V183H159ZM192 184V183H191ZM226 184V183H225ZM225 184L223 185V187L225 186ZM227 184H231L230 183V181H229V183H227ZM226 184V185H227ZM21 185V184H20ZM166 185V184H165ZM170 185V184H169ZM200 185V184H199ZM261 185V184H260ZM259 185V186H260ZM159 186H161V185H159ZM264 186V185H263ZM169 187V186H168ZM237 187V186H236ZM261 187H262V185H261ZM181 189V188H180ZM187 189V188H186ZM225 189V188H224ZM223 189V190H224ZM145 190V189H144ZM149 190V189H148ZM155 190V189H154ZM157 190V189H156ZM162 190V189H161ZM160 190V191H161ZM164 191H166V189L164 190ZM149 192V191H148ZM202 192V191H201ZM263 192V191H262ZM164 193V192H163ZM173 193V192H172ZM181 193V192H180ZM249 193H250V191H249ZM147 194V193H146ZM145 194V195H146ZM177 194H179V193H177ZM191 194V193H190ZM201 194V193H200ZM216 194V193H215ZM136 195V194H135ZM162 195H164V194H162ZM169 195H170V193H169ZM183 195V194H182ZM181 195V196H182ZM185 195V194H184ZM203 195V194H202ZM160 196V195H159ZM165 196V195H164ZM164 196L162 197V198H164ZM137 197V196H136ZM171 197H173V196H171ZM261 197H262V194H261ZM144 198V197H143ZM182 198H184V200H185V197H182ZM200 198V197H199ZM137 198H135V200H136ZM161 199V198H160ZM169 199V198H168ZM167 199V200H168ZM177 199V198H176ZM175 199V201H177ZM145 200H146V198H145ZM173 200V199H172ZM193 200V199H192ZM191 200V201H192ZM141 201V200H140ZM157 201V200H156ZM204 201H206L205 199H204ZM249 201H250V199H249ZM139 202V201H138ZM137 202V203H138ZM154 202V201H153ZM182 202H184V201H182ZM202 202V201H201ZM200 202V203H201ZM207 202V201H206ZM251 202V201H250ZM173 203H174V201H173ZM194 203V202H193ZM200 203H198V204H200ZM204 203V202H203ZM94 204V203H93ZM157 204V203H156ZM184 204V203H183ZM165 205H167V204H165ZM165 205H164V207H165ZM248 205V204H247ZM250 205V204H249ZM163 206V205H162ZM171 206V205H170ZM176 206H177V203H176ZM214 206V205H213ZM70 207H73V205L71 204V206ZM70 207H69V209L67 210V212L70 210ZM171 207H173V205L171 206ZM249 208V207H248ZM72 209H76V208H71V210ZM120 209V208H119ZM134 210H135V207L133 208ZM70 210V211H71ZM130 210V209H129ZM148 211V209H144L143 211ZM153 210V209H152ZM165 210V209H164ZM172 210V209H171ZM176 210V209H175ZM180 210H181V208H180ZM179 210V211H180ZM194 210V209H193ZM72 211H74V210H72ZM145 211V212H146ZM191 211V210H190ZM206 211H208V210H206ZM149 212V211H148ZM153 213H154V211H152ZM151 212V214L150 215H154L153 213ZM160 212V211H159ZM262 212V211H261ZM204 213V212H203ZM207 213V212H206ZM229 213V212H228ZM69 214H72V212L71 213H69ZM171 214V213H170ZM215 214V213H214ZM231 214V213H230ZM230 214H227L228 216H231ZM156 215V214H155ZM162 215V214H161ZM166 215V214H165ZM168 215H169V213H168ZM163 216V215H162ZM173 216V215H172ZM177 216H179V215H176V217ZM181 216V215H180ZM126 217H128L127 215H126ZM225 217V216H224ZM135 218V217H134ZM157 218V217H156ZM222 218V217H221ZM226 218V217H225ZM104 219V218H103ZM125 219H127V218H125ZM129 219H131V218H129ZM153 219V218H152ZM168 218H166V220H167ZM177 219H178V217H177ZM220 219V218H219ZM136 220V219H135ZM157 220V219H156ZM180 220H182L183 221V219H180ZM186 220V219H185ZM195 220V219H194ZM217 220V219H216ZM227 220V219H226ZM245 220V219H244ZM249 220V219H248ZM131 221H132V219H131ZM138 221V220H137ZM171 221L172 220H169V222L171 223ZM112 222V221H111ZM118 222V221H117ZM178 222V221H177ZM184 222V221H183ZM196 222V221H195ZM203 222V221H202ZM249 222H250V220H249ZM263 222V221H262ZM261 222V223H262ZM119 223V222H118ZM152 223V222H151ZM194 223V222H193ZM260 223V222H259ZM85 224V223H84ZM154 224V223H153ZM182 224V223H181ZM188 224V223H187ZM83 225V224H82ZM175 225V224H174ZM179 225V224H178ZM211 225V224H210ZM218 224H216V226H217ZM219 225H221V223L219 224ZM218 225V226H219ZM115 226V225H114ZM156 226V225H155ZM212 226V225H211ZM217 226V227H218ZM72 227V226H71ZM86 227V226H85ZM161 227V226H160ZM173 227V224H172V226L170 227V228H172ZM179 227V226H178ZM178 227H176V228H178ZM175 228V229H176ZM182 228V227H181ZM202 228V227H201ZM204 228V227H203ZM206 228H207V226H206ZM224 228V227H223ZM116 229V228H115ZM159 229V228H158ZM164 229V228H163ZM210 229V228H209ZM165 230V229H164ZM169 230V229H168ZM167 230V231H168ZM208 230V229H207ZM85 231H87V230H85ZM116 231H117V229H116ZM155 231V230H154ZM161 231V230H160ZM172 231V230H171ZM180 231V230H179ZM191 231H192V229H191ZM190 231V229H189V232H191ZM208 231H210V230H208ZM259 231H261V229L259 230ZM177 232V231H176ZM197 233V230H195L193 233V235H195L196 233ZM211 232H213L212 230H211ZM247 232V231H246ZM257 232H258V230H257ZM80 233H82V232H80ZM146 233V232H145ZM153 233H155V232H152V234ZM159 233V232H158ZM178 233V232H177ZM198 233H200V232H198ZM84 234H86V232L84 233ZM88 234V233H87ZM143 234V233H142ZM163 234V233H162ZM210 234H213V233H210ZM226 234V233H225ZM131 235V234H130ZM175 235V234H174ZM196 235H198V234H196ZM196 235H195V237H196ZM90 235H88V237H89ZM92 236H94V235H92ZM91 236V237H92ZM97 236V235H96ZM104 236V235H103ZM129 236V235H128ZM131 236H133V234L131 235ZM188 236V235H187ZM210 236V235H209ZM99 237H101L100 236V234H99ZM195 237H193L192 239L194 240L195 239ZM216 237V236H215ZM214 237V238H215ZM82 238H83V236H82ZM102 238L103 237H101V240H102ZM134 238V237H133ZM136 238V237H135ZM171 238H173V236L171 237ZM89 239V238H88ZM104 239V238H103ZM121 239H123V238H121ZM192 239H190V240H192ZM96 241H97V239H95ZM95 240H92L91 239V241H95ZM101 240H99V242H98V246L99 247H103V246H105V244L107 243V240H106V243L104 244V245H102L100 242H101ZM120 240V239H119ZM133 241H135L134 243H136V240H134V239H132ZM137 240H138V237H137ZM169 240V239H168ZM171 240V239H170ZM169 240V241H170ZM200 240V239H199ZM205 240H207L206 238H205ZM216 240V239H215ZM73 240H71V242H72ZM104 240H102V242H103ZM179 241V240H178ZM183 242V241H182ZM182 242H180V243H182ZM189 242V241H188ZM213 242V241H212ZM243 242V241H242ZM246 242V241H245ZM68 243V242H67ZM73 243V242H72ZM77 243V242H76ZM101 244V246H100V244ZM133 243V244H134ZM168 243V242H167ZM172 243H174V241L172 242ZM179 243V244H180ZM234 243V242H233ZM255 243H256V241H255ZM96 244V243H95ZM110 244V243H109ZM113 244V243H112ZM190 244V243H189ZM247 244H249V242L247 243ZM252 244V243H251ZM94 245V244H93ZM173 245V244H172ZM174 245H176V243L174 244ZM188 245V243L186 244V246ZM191 245V244H190ZM189 245V246H190ZM203 245V244H202ZM218 245V244H217ZM68 246H71V243H70V245H68ZM108 246V245H107ZM107 246H105L106 248H109V247H107ZM115 246V245H114ZM113 246V247H114ZM201 246V245H200ZM103 248V249H106V248ZM116 247V246H115ZM137 247H139V246H137ZM171 247V246H170ZM144 248V247H143ZM198 248V247H197ZM196 248V249H197ZM101 249V248H100ZM148 249V248H147ZM149 249H150V247H149ZM195 249V248H194ZM193 249V250H194ZM71 250V249H70ZM74 250V249H73ZM107 250V249H106ZM113 250V249H112ZM111 250V251H112ZM174 250H176L177 251V247H175V249ZM184 250H186V249H184ZM191 250V249H190ZM200 250V249H199ZM77 251V250H76ZM85 251V250H84ZM103 251H105V250H103ZM115 251V250H114ZM146 251V250H145ZM144 251V252H145ZM151 251V250H150ZM159 251V250H158ZM179 251H181V250H179ZM197 251V250H196ZM196 251H195V253H196ZM105 252H108V250L107 251H105ZM147 252V251H146ZM160 252H162V251H160ZM170 252V251H169ZM182 252V251H181ZM186 252V251H185ZM225 252V251H224ZM6 253V252H5ZM66 253V252H65ZM82 253V252H81ZM154 253V252H153ZM156 253V252H155ZM154 253V254H155ZM180 253V252H179ZM178 253V254H179ZM33 254H35V253H33ZM89 254V253H88ZM88 254H86V255H88ZM124 254V253H123ZM154 254H152V255H154ZM159 254V253H158ZM162 254V253H161ZM187 254H189V253H187ZM68 255V254H67ZM72 255V254H71ZM78 256H79V254H77ZM104 256L103 257H105V254H103ZM163 255H164V253H163ZM180 255H181V253H180ZM179 255V256H180ZM185 255H186V253H185ZM185 255H181V256H185ZM190 255V254H189ZM193 255V254H192ZM200 255V254H199ZM82 256V255H81ZM93 256V255H92ZM95 256V255H94ZM134 256H136V254L134 255ZM146 256H147V254H146ZM154 256H156V255H154ZM153 256V257H154ZM170 256H171V254H168V257L170 258ZM172 256H173V254H172ZM175 256H176V254H175ZM179 256H177V257H179ZM188 256V255H187ZM2 257H3V255H2ZM2 257H0V259L2 258ZM31 257V256H30ZM83 257H85V256H83ZM89 257V256H88ZM99 258H101L100 256H98ZM112 257V256H111ZM126 257H128L127 256V254H126ZM133 257V256H132ZM151 258H152V256H150ZM150 257H149V259H150ZM199 257V256H198ZM4 258V257H3ZM68 258V257H67ZM70 258V257H69ZM68 258V259H69ZM92 258V257H91ZM136 258V257H135ZM156 258V257H155ZM165 258V257H164ZM185 258H186V256H185ZM189 258V257H188ZM187 258V259H188ZM224 258V257H223ZM15 259V258H14ZM90 259V258H89ZM149 259H147V261H149ZM160 259V258H159ZM12 260V259H11ZM11 260H9V261H11ZM21 260V259H20ZM23 260V259H22ZM25 260H26V258H25ZM75 260V259H74ZM77 260H79L78 258H77ZM93 260H94V258H93ZM93 260H89V261H92L93 262ZM112 260H114V259H112ZM111 260V261H112ZM129 260V259H128ZM131 260V259H130ZM139 260V259H138ZM137 260V261H138ZM158 260V259H157ZM168 260V259H167ZM176 260V259H175ZM185 260V259H184ZM202 260V259H201ZM6 261V260H5ZM9 261L7 260V262L6 263H9ZM41 261V260H40ZM66 261H67V259H66ZM69 261V260H68ZM82 261H83V259H82ZM110 261V260H109ZM110 261V262H111ZM115 261V260H114ZM143 261V260H142ZM150 261H151V259H150ZM152 261L153 262H155V260H153L152 259ZM170 261V260H169ZM247 261V260H246ZM0 262H2L1 260H0ZM12 262V261H11ZM14 262H16V260H14L12 263H14ZM45 262V261H44ZM75 262H77V261H75ZM103 262V261H102ZM141 262V261H140ZM139 262V263H140ZM157 262V261H156ZM175 262V261H174ZM180 262V261H179ZM179 262H177L176 264H179ZM183 262V264H184V261H182ZM191 262V261H190ZM47 263V262H46ZM91 263V262H90ZM97 264L99 263L100 264V261H98V262H96ZM127 263H129V262H127ZM134 263H136V262H134ZM133 263V264H134ZM146 263V262H145ZM151 263V262H150ZM160 263V262H159ZM10 264V263H9ZM45 264V263H44ZM68 264V263H67ZM75 264V263H74ZM93 264H95V263H93ZM102 264V263H101ZM107 264V263H106ZM144 264V263H143ZM162 264V263H161Z\"/></svg>","mask_w":264,"mask_h":264}]
</instances>
